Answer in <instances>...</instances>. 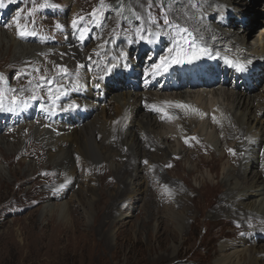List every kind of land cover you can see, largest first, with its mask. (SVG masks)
Wrapping results in <instances>:
<instances>
[{
	"label": "rangeland",
	"instance_id": "374dc122",
	"mask_svg": "<svg viewBox=\"0 0 264 264\" xmlns=\"http://www.w3.org/2000/svg\"><path fill=\"white\" fill-rule=\"evenodd\" d=\"M243 1L242 6L234 3L230 6L231 8L229 7L230 13L235 14L220 18L221 14L219 15L218 11H213L206 18L204 9L207 6L213 9L216 3L222 7L223 0H214L208 5L207 2L200 3L194 0H103L105 5L103 9L100 8L101 0H47L49 6L43 8L40 5L44 4L45 0H0V28L8 34H15L16 39L20 42L25 44L30 42L29 44H33L34 48L39 46L44 50V52L39 50L36 54L21 57L16 55L15 48L10 51L9 46L0 43V76L3 77L0 79V92L5 96L4 108L0 112H6L12 108H28L22 100L25 98L30 99V106L36 107L29 115L16 116V122L11 119H8L7 122V116L0 114V264H221L223 258H228L235 251L234 247L222 249L224 245H241L239 250H248V253L252 251L257 257L256 262L242 254V259H238L239 264H264V254L256 253L264 246V228H259L263 222L258 223L260 218L254 216L255 221L250 222L246 214L239 213L238 205H242V202L236 196L228 207L231 210L237 209L238 213L229 211H216V213L214 211L220 201L217 196L226 193L229 187L234 188L237 184L238 186L241 184H236L237 180L235 179L228 180L224 174L228 168L237 165L232 161L235 151L227 149V147L234 148L235 143L228 141L224 135L229 119L227 120L225 114L220 111V107L225 106L213 105L210 108L211 110L215 109L212 112L214 114L213 121L212 119L208 120L207 124L201 117L200 130L198 131L204 140L216 150L217 155H209L207 151H202L199 136L194 132H192L194 134L185 137L187 138L185 142L191 148L187 147L184 142L182 144L181 138L188 132L182 126L181 120L168 112L166 113L168 118L161 119L160 129L165 126L164 129L169 133V136L171 135V138L170 140L160 138L161 142H165L163 145L167 149L170 148L172 153L185 149L187 153H191V156L186 153L172 154L171 158L168 156L162 159L165 150L157 151L160 142L157 145H154L153 142L145 143L142 145L143 151L138 148L139 151L131 152L133 155L131 170L134 169L133 171L139 173L132 177L125 175L122 179L117 177L118 173L115 169L124 165L123 154L127 151L128 146L121 148V158L115 155L116 158L113 157L112 161L104 165L103 160L96 161L93 157L83 156L82 163L75 159L73 166L74 168L76 166L78 170L75 180L72 178L74 175L70 170L72 168H58L48 157H45V154L41 155V149L43 151L45 149L43 140L32 135L31 128V124L49 127L48 125L52 126L57 123L56 116L54 115V118L46 116L48 112L42 108H53L48 103L42 102L43 95H47L51 100L55 87L47 86L52 84L55 79L57 82V77L66 75L60 73L57 66L67 68L75 78L78 75L72 72V68L79 69L80 72L87 71L79 86L82 91L88 87H91L93 91L89 98L94 104V110L88 117L89 121L96 118L106 120L109 115L102 112L104 109L114 112L111 98L118 93L127 92L125 85L128 81H130L131 90L135 91L131 92L130 90L131 93L145 92V88L138 87L141 82H149L147 88L154 95L143 93V101L159 100L161 97L186 101L191 98L190 92H203L204 89L201 88L178 90V94H176L177 91L175 93L172 91L160 92L163 82L170 81L172 84H177L181 79L175 77L177 74L173 73L170 74L171 78L168 80L166 77L153 80L152 65L158 64L161 56L165 57V51L160 49L159 57L152 60L154 57L152 47H143L147 46V41L130 49L125 66L113 65L111 59H108L107 64L110 65V70L106 71L105 75L97 77L95 66L91 65L90 59L99 53L103 41L110 38L112 41V36L128 33L131 27L138 26L140 22L142 25H147L149 19L153 25H157V21L160 23L159 26H163L165 16L169 21L167 32L168 25L173 22L192 27L187 23L197 25L199 19L201 20V17L204 16L203 21H209L211 25L209 28L215 33H219L225 43L232 44L223 49L218 48L217 53L205 48L209 55L201 56L204 59L197 62L202 66V70L209 67L204 65L212 64L211 68L207 69V74L214 77L213 79L220 76L222 80H225L227 73L230 81L226 86H213L205 90L207 91L206 103L209 104L208 106L212 105L215 91L224 88L237 91L233 85L239 73L229 70L231 68L223 72L225 67H223L222 59L239 61L243 65L254 67L255 70L260 68V64L264 65V60L253 58V56L247 59L238 55L240 51H258L264 42V36H259L257 33L260 28L264 27V0ZM7 5L8 9H6ZM175 7H177L176 10ZM241 8H244L245 11H242ZM93 9L98 10V23L91 22ZM6 11L8 14L11 13L8 17H5ZM221 11L224 13L223 10ZM17 13L20 14L22 25L26 24L29 28L30 24H36L39 34L32 36V39L30 36L20 38L12 23L13 17ZM132 16L134 18H131ZM137 16L140 17L139 20H137ZM79 17H85L79 27L87 25L89 29L84 39L80 38L79 29L72 26L73 18L79 19ZM127 21L130 22L127 23ZM58 23L61 25L60 28L56 27ZM6 24L10 26L5 27ZM121 28L123 29L121 30ZM229 31L238 34L247 32L248 36L242 43L243 45L235 44L228 33ZM76 39L83 41L79 52L87 51L88 56L90 54L88 60L86 58L85 62L80 61L81 63L76 66L75 63H70V60H73L70 55V51H74L72 47L64 51L59 49L58 55L45 51L49 46L65 48V45L69 46ZM126 40L123 36L119 37L116 40L117 46L126 44ZM109 47L110 43H107L105 48ZM142 49H144L143 53L139 54ZM64 53L67 55L65 59ZM75 54L74 60L77 61L80 59L81 53ZM181 68L186 69L187 67L182 63ZM41 77H45L46 80H42ZM113 77L116 79L113 80ZM259 77L260 81H244L242 76H239L238 80L247 87L252 85L250 87H253L252 91L245 90L249 94L253 92L264 94V74H258L257 79ZM102 80L107 82L106 92L100 86ZM124 80L127 82L124 83ZM47 81H51V83L49 84ZM114 81L118 88L116 90L108 89ZM68 83L75 84L74 81ZM95 84L98 85L95 87ZM28 86L32 87V91L26 90ZM47 88H51L52 92L50 93ZM145 95L147 97L144 99ZM13 96L19 98L15 104L11 103ZM76 98L72 97L70 100H76ZM220 101H222L221 98ZM144 103L149 104L148 102ZM180 107L186 106L180 104ZM203 109L208 110V107L203 106ZM145 111L146 109L141 110L142 113ZM198 111L200 115L203 112L201 108ZM184 117L189 118L188 115H184ZM136 118H125L119 125L120 131L133 134L136 131L140 132L145 121L137 118L138 122H142V125L139 126L136 123ZM215 122L219 124V129L215 127ZM134 123L136 124L134 125ZM263 124L264 122L262 124L255 123L251 126L249 135L259 131L257 127L261 128ZM244 125L246 124L244 123ZM24 129H30V133L27 134ZM145 129L144 127L143 131ZM109 136L104 139L109 142L111 148H118L116 147L117 138ZM254 136L259 137L260 142L258 141L257 146L254 145V160L247 163L249 166L246 167L249 171L254 169L256 172L264 174L262 165L264 133L260 130ZM97 137L99 138L97 141H101L102 136ZM143 138L145 139V136ZM238 139L235 141L237 144L238 141L243 142V139ZM34 144L36 146L31 147ZM163 145L161 146L164 147ZM110 147L108 149H111ZM155 155L161 157L156 162L153 160ZM103 169L106 170L105 172H109V178L112 176V180L109 182H106L104 178L99 180L100 175L106 174L103 173ZM262 177L264 178V175ZM221 181H225L226 184H222ZM250 183H254V180L250 179L247 184L242 183V187H249ZM188 184L198 192L181 189L180 193L176 190L178 185L185 188ZM263 187L264 181L261 189H264ZM185 192L187 193L185 194ZM231 196L233 195L231 194ZM261 196L264 198V194ZM64 200H68L71 209L75 210L69 216L45 209L49 203L59 204ZM113 200V209H109ZM259 203L260 199L251 196L245 199L244 206L247 209L253 206L254 211ZM259 212L264 213V204ZM77 217L79 220L75 227L71 223V219ZM56 226L63 227L56 228ZM70 226L72 227L70 228ZM67 229L70 230L67 232ZM241 240L245 243H238Z\"/></svg>",
	"mask_w": 264,
	"mask_h": 264
},
{
	"label": "bare ground",
	"instance_id": "6f19581e",
	"mask_svg": "<svg viewBox=\"0 0 264 264\" xmlns=\"http://www.w3.org/2000/svg\"><path fill=\"white\" fill-rule=\"evenodd\" d=\"M194 1L195 2L199 1L200 3L207 2V5L210 2H214V0H194ZM234 3H237L238 5L242 6V4H244V1L243 0H223L222 7H219L217 3L216 4L214 3L216 6H214L213 9H210L207 6V8L204 9V12L206 13V18L213 11H218L219 15L221 14L220 18L226 15L235 14V13H230L229 11V7L232 6V4ZM8 8L9 7L7 5L6 9ZM174 9L176 10L177 7H175ZM221 10H223L224 13ZM241 10L245 11L244 8H241ZM10 14L11 13L8 14L6 11L5 17H8ZM199 15L201 16V14ZM131 18H134V16H132ZM204 19L205 17L202 16L201 20L199 19V21L197 22L198 23L197 25L193 23H187L191 25L192 27L173 22V24L168 25V28H169L168 32H167V25L165 23L163 26H159L160 23L156 21L157 25H153V22L150 21V19L147 25H142L140 22L138 26L131 27L128 33L112 36L113 38L112 41H110L111 38L103 41L102 45L100 46L99 53L95 54L93 59H90L91 65L95 66V72L97 74V77H101L102 75H105L106 71L110 70V65L107 64L108 59H111V63L113 65L125 66L126 60L128 59L130 55V49L133 48L134 46H140L146 41H147V46H143V47L145 48L148 46L152 47V51L154 55L152 60L159 57L160 49H163V52L165 51V57H168L169 55L175 56L176 55L175 50L170 54L169 49H175L177 44L182 49H189L192 46V42L195 41L196 46L207 48L215 53L218 52V48L223 49L227 45H232L228 42L225 43L220 37L219 33H215L211 28H209L211 26L209 21L204 22L203 21ZM176 21L178 20L176 19ZM180 21L182 22V20ZM129 22L127 21V23ZM174 25H179L181 28L187 29V32L180 33L178 35L177 34L178 29L175 28ZM122 29L123 28H121V30ZM138 29L140 30L139 35L137 34ZM28 30L33 31L36 34H39L37 25L34 23L30 24ZM219 31H222V30H219ZM189 33L191 35H189ZM228 33L233 38V41L235 42V44L239 43L238 45H243L242 43L247 39V36H248L247 32L238 34V33H234V31L232 32L229 31ZM257 33H259V36H264V27L260 28V30H258ZM141 35L144 37V39L140 38ZM122 36L127 39L126 44H121L117 46L118 43H116V40ZM16 38L17 36L15 34L14 35L8 34L6 31L0 28V43L6 46H9L8 49L10 51L13 48H15L16 55L18 54L21 57L28 56L31 54H36L38 53L39 50H42V48H40L39 46H35L34 48V46H32L33 44H29L30 42L25 44V43L20 42V40H17ZM30 38L32 39L33 37L30 36ZM256 42H259V41H256ZM82 43L83 41L81 39H76L74 43L70 44L69 46L65 45L66 46L65 48L63 46L62 47L59 46V48L55 46L53 47L49 46L47 49H45V51L47 53L53 52L55 55H58L60 50L64 51V50H67L69 47H72L74 51H70V55L73 58V60H70V63L71 64L75 63V66H76L77 64L81 63L80 61L85 62V59L87 58L88 60L89 59L88 57H90V54L88 56L87 51L79 52L80 45ZM107 43H110V47L106 49L105 45ZM261 45L262 46L259 48L258 51L257 50H253L252 52L240 51L238 52V55L239 56L242 55L243 58H247V59L253 56V58L255 57L256 59L264 60V42ZM42 51L44 52V50ZM143 51L144 49H142L141 52L139 51V54H142ZM75 53H78V54L81 53L80 59L77 61L74 60L76 57ZM63 57L65 59L67 55L65 54ZM203 59L204 57H201L198 60H193L191 63H187V62L183 63L187 67L186 69H182L181 64H171V66L168 68L167 71L161 72L160 74L153 75V80L154 79L156 80V78L162 79L163 77H166L168 80L171 78L170 74L176 73L177 75L175 77H177L178 79H181L177 84L176 83L172 84L170 81L169 82L167 81V82H163L162 87L160 88V92L172 91V93H175V91H177L176 94H178V90L180 91V90H191V89L201 88V89H204L205 91L206 89L211 88L213 86H219V87L226 86L227 82L229 81L228 74L227 73L225 74V77H226L225 80H222L220 76L217 79H213L214 77H212L210 74H207L208 72L207 69L211 68L210 67L212 65L211 63L204 65L205 67L209 66L206 68V70H202V66L198 65L197 62L202 61ZM222 62H223V67H225L223 68V72H226V70L231 68L229 70L234 71V73H239L238 77L239 76L244 77L243 78L244 81H249V82L254 81V80L260 81L261 79L260 77L257 79L258 74H264V65L262 64H260L259 66L261 69L258 68V70H255L254 67L252 68L249 65H245L244 70L240 71V70H237V68H235L234 66L227 63L225 59H222ZM159 63H160V59L158 61V64ZM80 68L82 71V65ZM141 69L143 70L144 68H141ZM72 72L78 75L77 78H75V76L72 73H70V71H68L66 75L57 77V82L55 81L56 80L55 79L53 80L52 84L50 85L48 84L49 86L47 87H51V86H52L51 88L55 87L53 88V92H52V99H51L52 101L48 99L47 95L42 94L43 95L42 102H46L49 105L53 106L52 109H49L47 107H42L46 109L48 112L46 116L54 118L53 116L55 115L57 118V123H55L52 126L48 125L49 127L44 126V125L40 126L36 124H31L32 125L31 127L32 135L43 140L42 143H44V146H45L44 151L42 149L40 151L41 155L45 154V157H48V159L52 161L55 164V166H57L58 168L59 167L60 168L64 167L65 169L72 168L70 169L72 170L71 173L74 174L72 178L76 180V177L78 176V170L76 166L75 168L73 166L75 159H78L81 162V158L83 156L93 157L96 161L103 160L104 161L103 165H104V164H108L109 161H112L113 157L116 158L117 156L115 155H118L120 157L121 148L123 146H128L127 151L123 154L124 156L123 164L124 165L119 166V168H116L115 171L118 173L117 177L119 179L124 178L125 175H129L132 177L134 175H137L139 172L137 173V171L136 172L133 171L134 169L131 170V166H132L131 158L133 157L131 152L139 151L138 148L142 150V145L145 143L153 142L154 145H157L158 142H160L161 144L158 145L157 151L165 150L163 154L164 157H162V159L168 156H170L171 158L172 154L180 155L182 153L183 154L186 153V155L191 156V153H187L185 149H182V151L179 150V152L172 153L170 148L167 149L163 145L165 144V142H161L160 138H162L163 140L164 139L170 140L171 138V135L169 136L168 135L169 133L166 131V129H164L165 126H163V128L160 129V127L162 126V124L160 123L161 119L168 118V116H166V113L168 112L171 113L172 116L178 117L183 124L182 126H184L186 128V131L188 132L186 135H184L181 138L182 144L185 143V145L189 147L187 143L185 142V140L187 139L185 137L196 133L199 136L202 151L203 150L207 151L209 155H215V154L217 155L216 150L213 149L209 145V143L204 140V138L202 137V134H200L198 131L200 130L199 126L201 125V121H200L201 117L204 118L203 120L207 124H208L207 122L208 120L212 119L213 121L214 114L212 112H214L215 109L214 110L210 109L211 107H213V105L216 104L217 107H220V105L225 106V107H220L221 108L220 111L225 114V116L227 117V120L229 119V123H227V127H225L224 135L226 136L225 138H227L228 141H232V143H235L234 148L227 147V149L228 150L232 149L235 151V155H234L235 157L233 158L234 160L232 161L237 163V165L234 167H230L231 170L228 168V170H226L224 174L228 180L235 179L237 180L236 184L237 183H241V184L239 186L238 184L234 186V188H236L237 190H233L234 188L229 187L228 188L229 190L226 193L222 195L219 194L217 198H219L220 201L218 202L217 207L215 208L216 210L214 211L215 212L216 211L217 212L218 211L220 212L229 211L230 213L239 212L241 214H246L249 218L248 221L250 222L251 221L254 222L255 218L259 217L260 220L258 221V223L261 224L263 222L262 225H259V228H264V213L259 212V209L264 204V198L261 196L262 194H264V189H261V185H263V181H264V178L262 177V175L264 174L260 172H256L254 169L253 171L252 170L249 171L247 169V167L249 166V164L247 163L252 162V160H254L253 159L254 153H255L254 145L258 144V141L260 142V138L257 136H254V134L259 133L260 130L262 131V133H264V126H263L264 124H263L261 128H259V126L257 127V130L259 131H256L252 135H249L251 134L249 133V131L251 130L250 128L251 126H253L255 123L262 124L264 122V119H263L264 94L262 92H258V93L253 92L249 94L245 90L247 89L248 91H252L253 87L250 88L252 85L247 87L244 83L240 82V80H238V77H237V80L235 81L233 85V87L237 89V91H234V90L231 91L225 88L220 91H215L214 92L215 96L213 98L214 100L212 102V105L209 107L208 106L209 104L206 103L207 91L190 92L191 98L187 99L186 101L184 100L179 101L175 99H165L164 97H161L159 100L153 99L150 101H143L142 99L143 93H147V95H154L147 88V84L149 82L148 83L141 82V84L138 87L140 88L141 86L142 88H145L146 89L145 92L139 91L136 93H131L135 91L131 90L130 81L127 82L126 80H124V83L127 82L125 85V88H127V92L121 93V94L118 93L113 98H111L114 104V112L112 113L111 111L109 112L106 109H104L102 112L106 115H109L108 118L105 117L106 120L105 119L99 120L98 118H96V119L89 121L88 117L94 110V104L90 101V98H89L90 96H92L93 91L91 87L85 88V90L82 91V88H80L79 86V83L81 82L82 78L84 77V74H86L87 71L83 70L82 72H80L79 69L72 68ZM68 79H74V80H68ZM115 79L116 78L113 77V80ZM69 81H74L75 84H70L68 83ZM115 83L116 82L114 81V83H112L108 89L116 90L118 86H116ZM97 85L98 84H95L94 86L96 87ZM106 85H107V82L105 80H102L100 83V86L104 90V92L107 91ZM47 89L49 90V88ZM240 89H244V90H240ZM26 90L32 91V87L28 86ZM130 90L131 92H129ZM72 97H77V98L76 100H70ZM146 97L147 96L145 95V97L143 98L145 99ZM220 98L222 99V101H220ZM22 100L26 103L28 108L26 109H21L22 107L12 108V109H8L6 112L5 111L0 112V114L7 116V122L9 121L8 119H11L13 122H16L17 121L16 116L19 117L22 114L29 115L30 113L33 112L32 109L36 108L34 106H30L29 98H25ZM144 102H148L149 104L146 105ZM180 104L186 107H180ZM203 106L208 107V110L203 109ZM200 108H201V111H203L201 115L199 114V111H198V109ZM140 109L141 110L146 109V111L142 113ZM140 112H141V115L139 114ZM119 115L120 117L118 118ZM184 115H188L190 119L184 117ZM132 117H137L138 119H141V120L143 119L145 121L144 124L142 125V122H138L139 120L136 118V123H138L139 126L142 125L140 132L136 131L135 134L129 133V132H121L119 129L120 123L123 120H125V118L131 119ZM136 123H134V125ZM244 123L248 125L249 127L247 128V126L244 125ZM97 125L99 126L97 127ZM144 127L146 129L143 131ZM215 127L219 129L220 126L218 123L215 122ZM52 128H54L55 130L54 129L52 130ZM19 131L21 130L19 129ZM24 131H26L27 134L30 133V129H24ZM100 135L102 136V139L101 141H97L99 139L97 136H100ZM106 136L117 138L116 147L118 148H113V147L111 148L109 142L106 139H104ZM143 136H145V139L143 138ZM238 138L243 139V142L240 143L238 141V144H237L235 141L236 139L239 140ZM189 141H190V138H189ZM161 145H163L164 147H162ZM191 145L193 147L192 142H191ZM34 146L36 145L35 144L31 145V147H34ZM109 147L111 149H108ZM241 150H243V152H241ZM103 153L106 154L107 156H105ZM218 156L221 157V155H218ZM103 158H106V159H103ZM160 158H161L160 156L155 155V157H153V160L154 162H156ZM262 165L264 166V160L262 161ZM105 171L106 170L103 169V173L104 174L106 173V174L100 175L99 180H102L104 178L106 182H109L110 180H112V176L111 178H109L108 176L109 172H105ZM189 172H192V171L189 170ZM250 179H253L254 183L248 184L249 187L248 186L242 187V183L245 182L247 184V182ZM222 184H226V182L223 181ZM181 189H186L189 192H191V190L195 193L198 192L197 189H195L192 185L190 186L189 184L188 186H185V188L178 185L176 190H178L181 193ZM186 193L187 192H185V194ZM231 194L233 196H231ZM235 196L236 198H239V200L242 202V205H238L239 206L238 212H237V209L234 208V210L233 209L231 210L228 207L234 201L233 199ZM251 196H256L257 199H260L259 206L256 207L254 211H253V208H254L253 206H251L249 209H247L244 206L245 199ZM260 196L261 198H259ZM107 205H108V202H107ZM112 205H114V200L109 206V209H113ZM45 209L51 212L61 213L62 215H65V216H69V214L75 211L74 209H71L68 200H64L60 202L59 204L49 203L47 204ZM86 213H88V210H86ZM71 220H72L71 223L76 227L77 221L79 220L78 217L73 218ZM59 227H63V226H56V228H59ZM71 227L72 226H70V228ZM68 230L70 229H67L66 231L68 232ZM55 234H57V232H55ZM238 243L242 244L245 242L241 240ZM228 247H231V248L234 247L235 251L228 258H223L221 260V264H239L238 259H242V254H245V256L246 255L249 256V258L254 261L257 260L256 255L253 254L252 251L248 253V250L246 251H244V249L239 250L238 248L241 247V245H236V246L224 245L222 246V249L225 250ZM256 253L264 254V246L261 248V250L256 251Z\"/></svg>",
	"mask_w": 264,
	"mask_h": 264
},
{
	"label": "snow or ice",
	"instance_id": "6c2138e0",
	"mask_svg": "<svg viewBox=\"0 0 264 264\" xmlns=\"http://www.w3.org/2000/svg\"><path fill=\"white\" fill-rule=\"evenodd\" d=\"M48 3H47V0H45V3L44 4H41L40 7H48ZM105 7L104 5V2L103 0H101V4H100V8L103 9ZM91 17H92V20L91 22L92 23H98L99 22V13H98V10L97 9H93V12L91 13ZM137 20L140 19L139 16L136 17ZM85 20V17H79V19H76V18H73L72 20V26L73 28H78L79 31H80V38L81 39H84L86 33L88 32V27L87 25H85L84 27H79L80 23L82 21ZM12 23L15 25L16 27V31H17V35L20 37V38H26V37H29V36H34L36 35L35 32L33 31H30L28 30L27 28V25L26 24H21L20 23V14L17 13L16 16L13 17V21ZM164 23L167 25L169 24V21L167 19V16L164 17ZM10 25L6 24L5 27H9ZM57 28H60L61 25L58 23L56 25ZM175 28L178 29V35L180 33H185L187 32V29L185 28H181L179 25H174ZM137 34L139 35L140 34V30L138 29L137 30ZM189 35H191L189 33ZM141 39H144V37L141 35L140 36ZM175 50L176 52V55L175 56H172V55H169L168 57H164V56H161L160 57V63L159 64H153L152 65V68H151V72L153 75H156V74H160L161 72H165L168 70V68L171 66V64H182V63H191L193 60H198L201 58V56L203 55H209V52L207 49L205 48H202V47H198L195 45V41L192 42V46L189 48V49H182L178 44L176 46L175 49H169V53L171 54L173 51ZM226 61L234 66L235 68H237V70H240V71H243L244 68H245V65L241 64L239 61H234V60H228L226 58ZM60 70V73L62 74H67L68 72V69L65 68V67H60V66H57ZM3 77L0 76V79H2ZM42 80H46L45 77H41ZM49 84L51 83V81H47ZM147 82V81H146ZM49 92L51 93L52 92V89L49 88ZM33 99L35 97H32ZM5 99V96H4V93L0 92V110H3L4 108V105H3V101ZM18 97H11V103L15 104L17 101H18ZM229 151H232V149H229Z\"/></svg>",
	"mask_w": 264,
	"mask_h": 264
}]
</instances>
